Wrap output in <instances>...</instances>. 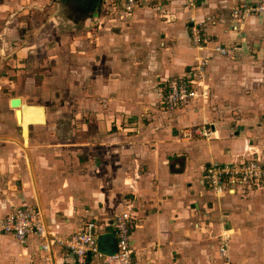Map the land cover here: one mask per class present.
<instances>
[{"label": "crops", "instance_id": "obj_1", "mask_svg": "<svg viewBox=\"0 0 264 264\" xmlns=\"http://www.w3.org/2000/svg\"><path fill=\"white\" fill-rule=\"evenodd\" d=\"M102 1L0 0V264H77L58 246L45 250L41 236L21 241L4 232L1 220L17 207L39 209L63 236L99 223L105 252L118 248L112 223L129 210L135 264H223L222 234L232 263L264 264V185L217 196L203 171L214 162L264 161V11L244 20L232 15L242 2L260 0H199L191 9L185 0H165L163 8L146 0L125 18ZM100 6L97 53L79 38L72 42L82 45V63L102 62V80L94 79L102 108L48 105L41 78L6 70L35 58L66 62L67 34L80 29L63 26L62 17L81 21ZM167 9L178 18L167 19ZM192 17L205 21L208 47L192 43ZM215 43H235L241 56L215 53ZM204 56L208 101L166 108L165 80ZM17 97L45 110V121L29 123L27 134L18 119L23 107L12 105Z\"/></svg>", "mask_w": 264, "mask_h": 264}, {"label": "built area", "instance_id": "obj_2", "mask_svg": "<svg viewBox=\"0 0 264 264\" xmlns=\"http://www.w3.org/2000/svg\"><path fill=\"white\" fill-rule=\"evenodd\" d=\"M144 1L146 0H103L102 2H113L111 10L118 11L119 16L125 18L136 11ZM182 2L185 9H191L199 3V0ZM182 2L180 1L177 5L181 6ZM159 3H161L159 6L163 8L165 0H160ZM261 11H264V0L256 3L245 1L233 8L232 15L239 20ZM172 17L178 18V12L173 13ZM206 29L205 21H198L194 17L190 19V38L194 45L200 48L208 47L210 40L206 37ZM234 29L237 30L238 26H234ZM239 49L235 43H215L211 48L213 52L233 59L241 56ZM209 60L208 56L200 57L190 70L165 80L167 91L163 97V104L166 108L183 107L195 99L208 101L210 88L206 84V70ZM204 174L211 191L217 196H222L225 193H235L238 188L264 185V161L254 156L237 161L214 162L205 168ZM135 225V217L129 210L117 214L112 226L117 237L118 248L113 252H105L99 243L100 224L95 221H88L83 229L69 236H63L46 223L39 209L12 208L1 220V229L4 232L13 234L21 241H25L29 235L41 236L45 241L42 245L45 250L50 251L53 246H58L71 253L77 264H87L90 259L98 260L102 264H135L131 241ZM228 239V234H222L219 252L223 264H234L229 259Z\"/></svg>", "mask_w": 264, "mask_h": 264}, {"label": "rangeland", "instance_id": "obj_3", "mask_svg": "<svg viewBox=\"0 0 264 264\" xmlns=\"http://www.w3.org/2000/svg\"><path fill=\"white\" fill-rule=\"evenodd\" d=\"M19 4L20 3H18V5ZM104 5L105 6L107 5V7H105L107 10H111V8L113 7V2L111 3L104 2ZM19 6L21 7L22 4ZM101 7L102 6H100L95 12L93 11V13L90 16L89 15L82 16V19L80 18L81 21L74 20V22L72 23V22H68L66 17H62L63 22L61 23L63 26L64 25L75 26L80 29L74 35L67 34L68 39L64 45L65 56L68 57L66 62L58 64L55 61L50 62V60H45V59L38 60L35 58L30 60H24L25 63L23 65H20L17 62L14 64L11 63L10 65L7 66L8 68L6 67V70H15L17 73H20L21 75L22 74L26 75L25 77H27L28 75H34L36 76V78H41L44 81L41 91L45 92L49 89L48 92H46L47 96L44 97V100H47L46 104L48 105L63 106V107L76 106L80 108L86 107L91 111L102 108V85L100 86V91L98 92L97 91L98 84H96L94 80L95 78H100L102 80V62L96 63L98 65H93V66L90 64V62H87L85 63L87 64L85 67L84 66L85 64L82 63L83 59H79V57H77V55L80 54L79 51L82 49V45L72 42V39L75 40V38H79L81 40L78 41L83 42L85 45L86 44L88 45L86 48H90V51L92 53H97L99 46L102 45L100 43V37H102V34H100V32L102 33V18L95 19L94 13L102 9ZM12 9L13 11H18L17 7ZM115 12L116 14H118L117 11ZM165 13L167 19L173 20V17L171 15L172 12H170V9L169 10L167 9ZM23 21L24 19L22 18L20 20V25H22ZM88 30L91 33L88 34L87 33ZM20 34L22 35L23 33ZM24 34L25 36L27 35L29 36L30 32L25 31ZM25 36L22 35L23 38ZM48 38L49 40L51 39L50 40L51 42L52 41L54 42L55 40L54 38H52L51 35H48L47 39ZM96 57L102 58V51H100L99 54H96ZM7 73L9 74V72ZM15 79L16 78H14V80ZM77 79L78 80L80 79V81H77ZM206 84L209 85L207 81ZM210 93H211V88H210ZM90 115L91 118L94 116L93 113H90ZM84 116L87 117L85 118V121H88L89 114H85ZM100 123L102 124V122ZM92 127H95L93 121H92ZM90 137L93 138L94 135ZM206 167L207 165L205 166V168Z\"/></svg>", "mask_w": 264, "mask_h": 264}, {"label": "bare ground", "instance_id": "obj_4", "mask_svg": "<svg viewBox=\"0 0 264 264\" xmlns=\"http://www.w3.org/2000/svg\"><path fill=\"white\" fill-rule=\"evenodd\" d=\"M16 107H23L24 111L18 110V119L25 125V133L27 134V125L31 122H44L45 110L40 105H26L22 102L21 105ZM22 124V126H23ZM24 133V134H25Z\"/></svg>", "mask_w": 264, "mask_h": 264}, {"label": "water", "instance_id": "obj_5", "mask_svg": "<svg viewBox=\"0 0 264 264\" xmlns=\"http://www.w3.org/2000/svg\"><path fill=\"white\" fill-rule=\"evenodd\" d=\"M22 104V99L21 98H19V97H17V98H14L13 100H12V105L13 106H19V105H21ZM101 239V238H100ZM115 242H116V245H117V241L115 240Z\"/></svg>", "mask_w": 264, "mask_h": 264}]
</instances>
